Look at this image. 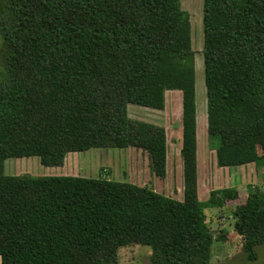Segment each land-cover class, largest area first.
<instances>
[{
  "label": "trees",
  "instance_id": "obj_1",
  "mask_svg": "<svg viewBox=\"0 0 264 264\" xmlns=\"http://www.w3.org/2000/svg\"><path fill=\"white\" fill-rule=\"evenodd\" d=\"M207 125L219 167L264 166V0H204ZM181 0H0L1 264H117L151 248L152 264H211L207 209L234 206L247 260L264 245V188L199 195L196 57ZM183 93V199L105 177L6 173L11 158L62 166L71 152L134 147L165 178L164 126L129 105Z\"/></svg>",
  "mask_w": 264,
  "mask_h": 264
},
{
  "label": "rangeland",
  "instance_id": "obj_2",
  "mask_svg": "<svg viewBox=\"0 0 264 264\" xmlns=\"http://www.w3.org/2000/svg\"><path fill=\"white\" fill-rule=\"evenodd\" d=\"M182 8L191 15L193 48L196 57V91L198 103V142H199V195L205 201L211 191L217 188L239 186L241 200L247 197L249 184L264 188V166L255 163L241 167L220 168L217 165L216 151L211 147L207 125V88L204 69V0H181ZM183 93L172 90L166 93V107L155 110L139 105H129L132 118L145 120L166 128L169 140L168 172L165 178L156 176L149 163L147 152L129 148H94L84 152H71L62 166H45L37 156L11 158L5 162L6 173L20 175H80L105 177L129 181L137 185H147L158 192L183 199L184 171L181 156L182 147ZM234 206L223 209H207V218L215 237L222 231L228 233L227 240H214L211 264H264V245L258 247V259L247 260L242 251V239L234 230ZM151 248L138 244L120 250L117 264H152ZM1 264V261H0Z\"/></svg>",
  "mask_w": 264,
  "mask_h": 264
},
{
  "label": "crops",
  "instance_id": "obj_3",
  "mask_svg": "<svg viewBox=\"0 0 264 264\" xmlns=\"http://www.w3.org/2000/svg\"><path fill=\"white\" fill-rule=\"evenodd\" d=\"M198 158H199V142H198ZM238 167H241V166H238ZM220 168H225V167H220ZM229 168V167H228ZM239 187V186H237ZM240 188V187H239Z\"/></svg>",
  "mask_w": 264,
  "mask_h": 264
}]
</instances>
